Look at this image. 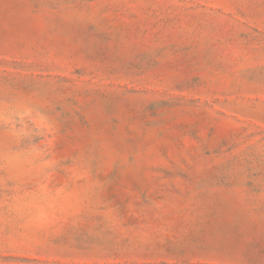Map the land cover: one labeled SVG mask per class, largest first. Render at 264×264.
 <instances>
[{
    "label": "rangeland",
    "instance_id": "1",
    "mask_svg": "<svg viewBox=\"0 0 264 264\" xmlns=\"http://www.w3.org/2000/svg\"><path fill=\"white\" fill-rule=\"evenodd\" d=\"M0 264H264V0H0Z\"/></svg>",
    "mask_w": 264,
    "mask_h": 264
}]
</instances>
